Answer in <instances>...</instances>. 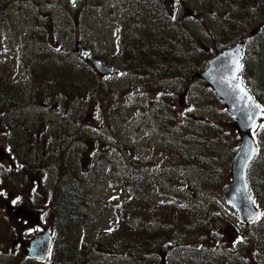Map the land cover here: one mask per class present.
Returning <instances> with one entry per match:
<instances>
[{
	"label": "rangeland",
	"instance_id": "1",
	"mask_svg": "<svg viewBox=\"0 0 264 264\" xmlns=\"http://www.w3.org/2000/svg\"><path fill=\"white\" fill-rule=\"evenodd\" d=\"M163 1L171 18H178V28L195 34L200 51H206L205 46L219 35L225 37L226 49L243 42L239 76L264 109V32H258L264 15L250 21L243 12L248 3L263 0ZM230 1H235L238 16L235 25L228 27L225 20L232 9L226 3ZM132 7V0H76L73 5L69 0H15L7 10L1 9L0 86L7 80L14 87L11 117L20 131L28 130V147L20 145L19 134L14 136L20 146L17 154L28 157H21V166H28V187L39 182L44 188L51 217V203L63 175L70 173L75 179L89 174L93 181L84 198L85 216L65 236L54 235V251L59 245L57 263L160 264L159 250L165 243L144 254L132 246L134 239L123 220L129 204L135 202L133 209L141 222L151 208L160 219L175 218L177 210L201 217V232L186 223L187 234L179 233L170 241L166 264H264V190L256 188L264 187V111L252 132L257 149L246 176L260 216L243 226L222 198L230 181L228 166L239 147L234 120L202 81L192 80L196 72L151 85L127 69L124 52L130 39L126 32L143 33L137 20L127 17ZM251 10L256 12L254 7ZM254 31L261 35L257 45L250 36ZM38 35L70 57H77L75 44L81 43L85 58L101 61L114 75L100 78L85 63L84 70L75 62V67L53 64L39 52ZM204 58L198 57V62ZM50 65L52 75L61 80L92 89H100V81L102 88L92 97L87 93L71 97L63 107L56 94L47 92ZM94 163L102 164L97 171ZM126 165L138 168L142 177L126 181ZM11 222L6 212H0L2 253L11 251ZM158 236L171 237L163 231ZM198 249L203 260L192 259Z\"/></svg>",
	"mask_w": 264,
	"mask_h": 264
},
{
	"label": "trees",
	"instance_id": "2",
	"mask_svg": "<svg viewBox=\"0 0 264 264\" xmlns=\"http://www.w3.org/2000/svg\"><path fill=\"white\" fill-rule=\"evenodd\" d=\"M234 2L235 1H230L226 3V7L232 9L230 10V12H232L231 15H228V19L225 20L228 27L235 25L234 23L238 16L235 9L237 7ZM132 3V10L128 11L127 17L137 20V24L140 25L139 31L143 33L132 35L129 33V30L126 32L127 37L130 39V44H127V42L125 44L124 60L127 69L134 74L137 80L151 85H160V82L168 81L174 77H190L195 72L202 71L209 60L225 50L226 47H229L222 46L225 37L220 39L222 35H219L213 37L211 43L205 46L206 51L205 49L200 51L196 44L197 37L195 34H185L178 28V18H171L165 9L163 0H132ZM242 3H244V1ZM242 3H237V6L243 7ZM245 6L246 7H243V12L247 14V17L251 18L250 21L259 19L264 15V0L254 1ZM252 7L256 8L255 13H252ZM146 32H151V34ZM258 32H264V26L259 29ZM258 32L252 37L256 45L261 36ZM150 36L151 39L147 40ZM35 38L41 37L38 35ZM40 42L41 44H38L39 52L47 54L50 60L54 61L53 64L55 62H65L73 67L77 64L79 70L85 69L84 62L80 61L77 57H70L58 53L57 50L51 48L42 38ZM200 56H205L204 59L206 62L203 59L198 62V57ZM51 68L53 67L50 65L46 72L49 78L47 92L50 95L56 94L54 96L63 107L68 104L67 102L71 97L73 98L76 96L79 98L83 93H87L92 97V94L99 93L102 88L100 81V89L85 88L84 86L80 88L78 87L79 84L77 81H71V79L61 80L60 77L52 75L53 70H50ZM48 71L50 72L48 73ZM243 79L242 81L245 84ZM107 164L109 163L107 162ZM101 165L100 163H94L93 170L96 168L97 171ZM126 166L127 168L124 169L125 176L123 177L126 181L138 180L142 177L138 168H131L129 165ZM60 173L64 174L65 169L61 168ZM70 175V173L63 175L65 177L58 183L51 205V213L54 216L53 230L55 234L62 233L63 236L66 235L68 229L72 225H75L85 216L86 203H84V198L92 191L93 183L89 174L87 177L80 176L75 179L71 178ZM254 183L256 186V181ZM256 188L257 192L264 190V187L256 186ZM134 205L135 202L129 204L131 209L124 213L123 222L126 220L128 227L125 228L132 234L134 239L132 246L142 254L146 251L154 253L155 249H161L163 243L166 245L170 243L172 239H176L179 233L186 235V232L189 231V229L185 227L186 223H190L192 229L196 230V232H201V217L196 212L177 210L175 218L169 216L168 219H160L158 216H153L155 212H153L154 209L151 208L144 216L145 221L141 222L138 221L137 213L135 209H133ZM195 224L196 226L194 227ZM162 231L171 237L167 239L159 238L158 233ZM58 248L59 245H56L54 251L53 244V252L51 251L48 263L60 264L57 263L58 260L56 258ZM60 250L63 252L62 247H60ZM67 252L68 248H65L63 255L66 258L69 255ZM193 254L195 255L192 256V259L198 261L203 260L200 249L196 252L194 251ZM196 255L202 256L198 257Z\"/></svg>",
	"mask_w": 264,
	"mask_h": 264
},
{
	"label": "water",
	"instance_id": "3",
	"mask_svg": "<svg viewBox=\"0 0 264 264\" xmlns=\"http://www.w3.org/2000/svg\"><path fill=\"white\" fill-rule=\"evenodd\" d=\"M76 0H69L73 5ZM256 31L250 35L253 36ZM75 51L79 59L83 58L84 48L81 43L75 44ZM243 56V42L226 49L208 61L207 66L201 72L196 73L192 80L202 81L206 88L210 89L215 98L220 101L226 113L234 120L233 128L239 139L237 153L229 163L230 181L223 191L224 205L232 209L238 216L242 225L259 218V211L255 208L246 182L248 166L255 156L256 147L251 132L259 122L262 112L252 95L246 90L236 71L237 62L241 65ZM85 62L89 64L100 78L114 75V71L104 66L93 57H87ZM233 75L236 79L233 80ZM239 85V87H237ZM241 89L246 92L241 98ZM47 235V234H46ZM170 245L161 249L160 264H166L163 254ZM50 248V239L42 236L29 243L28 256L34 260L46 261Z\"/></svg>",
	"mask_w": 264,
	"mask_h": 264
},
{
	"label": "flooded vegetation",
	"instance_id": "4",
	"mask_svg": "<svg viewBox=\"0 0 264 264\" xmlns=\"http://www.w3.org/2000/svg\"><path fill=\"white\" fill-rule=\"evenodd\" d=\"M14 2L0 0V16L1 9L7 10ZM13 88L7 80L0 86V212H6L14 226L10 225L14 235L10 236L11 251L0 252V264H48L49 258L41 262L28 256L29 243L42 236L50 239L51 250L55 235L54 216L51 214L50 217L47 212L48 204L40 183L30 182L28 187V166L26 163L24 168L21 166L22 158L28 157L17 154L16 149L20 146L14 141V136L19 134L23 140L20 145L28 147V130L20 131L22 128L18 121L11 117L15 98L12 96Z\"/></svg>",
	"mask_w": 264,
	"mask_h": 264
},
{
	"label": "snow or ice",
	"instance_id": "5",
	"mask_svg": "<svg viewBox=\"0 0 264 264\" xmlns=\"http://www.w3.org/2000/svg\"><path fill=\"white\" fill-rule=\"evenodd\" d=\"M240 67H241V65H239V63L237 62V66H236V71L237 72L240 70ZM232 79L235 80L236 79V76L233 75ZM237 87H239V85H237ZM241 94H242L241 95V98H243L245 95H247L246 92H244L243 89H241ZM261 110L264 111V109H261ZM261 127H264V125H262ZM253 203H255V202L253 201Z\"/></svg>",
	"mask_w": 264,
	"mask_h": 264
}]
</instances>
